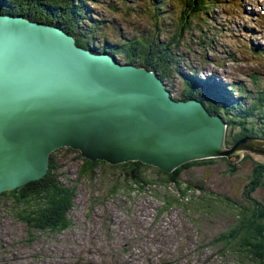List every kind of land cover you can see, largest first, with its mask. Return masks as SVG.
I'll list each match as a JSON object with an SVG mask.
<instances>
[{
  "label": "rangeland",
  "instance_id": "obj_1",
  "mask_svg": "<svg viewBox=\"0 0 264 264\" xmlns=\"http://www.w3.org/2000/svg\"><path fill=\"white\" fill-rule=\"evenodd\" d=\"M212 4L205 12L187 18L189 26L178 33L174 46L177 60L169 67L175 66L181 76L171 74L163 83L177 97L182 75L192 72L201 79L210 76L214 82L235 83L234 89L240 83V99H254L264 88V0H217ZM85 5L81 31L97 28L98 39L106 37L113 43L143 34H160L166 41L175 37L179 24V0H86ZM249 41L258 43L262 51L254 53ZM232 95H237L236 90ZM255 120L256 116L252 119L256 127L264 125ZM224 133V147H229L233 131L226 128ZM57 156L64 174L73 177L79 165L74 154L59 152ZM211 159L210 164L182 171V183L198 181L212 192L239 199L251 159L229 163L235 165L234 172L228 171L230 165L220 157ZM99 169L104 173L100 184L79 181L69 212L71 226L59 235L44 233L31 244L20 243L22 225L0 213V264H227L218 246L209 243L231 224L229 217H186L177 207L157 216L154 207L158 201L147 191L109 195L111 173L106 167ZM152 173L144 170L145 176ZM255 196L264 203V187L257 188Z\"/></svg>",
  "mask_w": 264,
  "mask_h": 264
},
{
  "label": "water",
  "instance_id": "obj_2",
  "mask_svg": "<svg viewBox=\"0 0 264 264\" xmlns=\"http://www.w3.org/2000/svg\"><path fill=\"white\" fill-rule=\"evenodd\" d=\"M225 126L197 100L173 98L151 70L79 47L59 27L0 14V192L40 178L61 147L165 173L191 160L264 159L262 138L224 147Z\"/></svg>",
  "mask_w": 264,
  "mask_h": 264
},
{
  "label": "trees",
  "instance_id": "obj_3",
  "mask_svg": "<svg viewBox=\"0 0 264 264\" xmlns=\"http://www.w3.org/2000/svg\"><path fill=\"white\" fill-rule=\"evenodd\" d=\"M215 1L217 0H179L177 32L175 37L171 36L166 41H163L164 37L160 34H155L154 37L143 34L113 43L106 37L98 39L100 30L97 28L90 32L81 31L85 19L83 13L87 8L86 0H0V14H19L31 21L59 27L73 36L77 46L91 47L94 52L117 55V61L144 67L155 72L163 82H167L171 74L180 75L175 66L169 69L177 60L174 46H177L179 41L178 33L188 28L187 18L205 12L209 4ZM158 6L159 4H156V8ZM203 35L200 37L205 38ZM248 44L254 53L262 51L258 43L252 44L249 41ZM203 47L207 48V45ZM182 77L181 92L177 97H172L182 100L195 99L210 114L218 115L225 123V129L233 131L229 137L230 144L245 136L264 139V125L256 127L252 121L256 116V124L264 122V88L254 99L244 102L239 97L243 94V86L240 83L235 85L234 89L235 83L228 85L220 81L214 82L210 76L201 79L190 72V75L183 74ZM167 89L169 90L168 87ZM234 90L236 96L232 95ZM59 152L64 155L73 153V158L79 161L73 177L66 176L62 171V164L57 156ZM241 158L251 159L252 166L239 199H234L206 189L201 182L182 183L180 180L182 171L193 166L210 164L213 159L190 161L165 173L138 161L115 165L100 160L89 161L80 157L76 150L61 147L49 153L46 172L40 178L0 192V213L22 225L23 238L20 243L31 244L44 233L50 236L59 235L71 226L69 212L73 207L79 181L83 180L91 185L96 182L100 184L104 173L99 167H106L111 173V183L106 189L109 195H115L118 191H122V194L147 191L158 201V205L154 207L157 216L177 207L186 217L192 214H220L229 217L231 224L217 232L209 244L218 246V253L226 259L227 264H264V203L255 196L256 189L264 187V161L258 162L246 154ZM228 165V171L234 172L235 165ZM145 169H151L152 175L145 176ZM115 170L116 175L112 172Z\"/></svg>",
  "mask_w": 264,
  "mask_h": 264
},
{
  "label": "bare ground",
  "instance_id": "obj_4",
  "mask_svg": "<svg viewBox=\"0 0 264 264\" xmlns=\"http://www.w3.org/2000/svg\"><path fill=\"white\" fill-rule=\"evenodd\" d=\"M191 161H195V160H191ZM187 162H190V161H187ZM187 162H185V163H187ZM184 164V163H183Z\"/></svg>",
  "mask_w": 264,
  "mask_h": 264
}]
</instances>
